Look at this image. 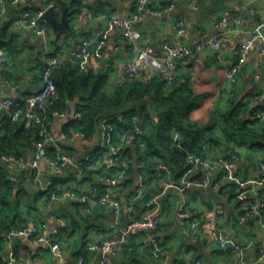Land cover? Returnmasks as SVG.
Segmentation results:
<instances>
[{
    "label": "crops",
    "instance_id": "1",
    "mask_svg": "<svg viewBox=\"0 0 264 264\" xmlns=\"http://www.w3.org/2000/svg\"><path fill=\"white\" fill-rule=\"evenodd\" d=\"M62 2L67 5L70 12V30L55 32L49 25L44 24L46 27L44 34L34 33L28 26L27 17L34 9L44 5L43 0H26L9 5L7 16L1 27L9 23V33L14 35L13 46L17 52L15 54L6 52V65L4 68L0 67V91L15 100L18 106H23L29 96L41 90L42 68L46 59L54 55L59 58L61 64L69 63L84 72L108 73L110 91L127 80L126 69L132 56L129 43L119 29L110 27L108 20L100 17V13L106 11L112 15L130 17L135 11L136 0H79L80 7L73 4L72 0H62ZM169 7L173 8L169 10ZM84 8H88L95 14L94 19L83 21ZM62 13L57 17L59 20L62 19ZM232 16H238L241 23L238 31L228 34L226 42L218 50L219 60L223 65L230 66L231 62H235L241 46L249 42V47L243 56L244 61L237 83L231 84L225 73L224 80L213 98L211 108L213 112L218 109L226 111L230 108L232 101H249L251 106L255 105L257 96L264 93V58L259 54L260 44L264 42V0H197L195 6L190 5L187 0H161L159 4L150 6L146 10L139 24L141 45L151 47L158 56H167L179 38L183 44L194 46L222 35L224 29L218 27L217 22ZM20 17L27 20V25H16V20ZM178 22H183L185 25L182 37L177 35ZM230 26L235 28L232 23ZM98 31H104L106 36L107 45L103 58L98 59L92 54L86 63L88 70L81 69L79 64L72 61L71 52L77 50L81 39ZM199 59L203 60L202 57ZM194 62L195 60L192 61ZM138 79L145 80L146 76L140 74ZM229 91L233 96H228ZM74 102L76 100L69 103L71 113L77 111L81 103L80 99L76 105L73 104ZM73 120L72 117L53 119L51 132L54 138L61 142L63 152L67 149L72 152L74 149L75 154L72 157L79 161L99 147L100 136L97 135L96 139L89 140L88 143H84L79 137L75 140H62V134H67L68 124ZM215 122L217 126L215 133L220 137L216 139L217 142L205 145L203 154L213 158L229 156L235 161L236 171L241 177L259 179V162L264 160V142L241 136H223L224 124L220 120ZM35 151H25L23 157L28 163L32 162ZM8 169L12 172L19 171L15 164L8 165ZM42 170L46 178L70 181L77 194L89 197L88 204L84 205L67 197H60L52 202L47 201L48 197L40 193L33 183L22 181V186H19L13 194V201L17 199L21 190L28 191L33 197L41 196H38L39 204L36 208H30L21 203L19 214L14 217V222L23 228L46 222L50 231L59 229V242L64 260L57 259L46 246L37 248L24 237L9 238L8 235L3 239L0 264H6L5 260L10 249L15 251L16 264H78L79 257H83L86 264H103L104 258H107L108 264H159L148 252L129 251L123 245H120L118 255L115 257L101 252H89L86 248L87 240L92 238L99 243L103 233L109 230L114 222L111 209L92 202L95 198L92 194V186L96 180L94 177L88 179L81 174H75L76 178L69 179L71 174L69 170L52 173L45 165H42ZM137 180L138 171L135 169L132 175L126 176L121 181L119 192L124 209L134 194ZM198 180V176H194L191 178L193 182L191 186L183 192L171 190L164 192L166 194L163 196L161 182L151 179L146 197L148 195L150 199L153 195H162L158 208L149 207V200H146V197L137 204L139 214L155 212L168 227V230L159 237L166 244L170 262L190 259L201 260L202 264H264V260H259L257 257L259 247L264 245V227L261 225L264 221V186L260 189L261 216L256 219H247L244 214L243 200L237 198L235 186L220 183L218 188H214L212 184L198 185L200 183ZM128 181L129 184H127ZM56 182L64 184L66 181ZM183 203L191 212L190 221L180 220L176 216L178 206ZM81 208L90 215L89 220L85 219ZM205 217H213L224 235L236 244L246 246L252 242L253 245L241 252L222 249L214 241L211 232L206 229L198 231V241L193 242L188 223ZM126 222L124 213L115 235L117 240H119V234L123 235L126 230ZM134 235L131 236L132 241L134 245H137L142 241L143 235Z\"/></svg>",
    "mask_w": 264,
    "mask_h": 264
},
{
    "label": "built area",
    "instance_id": "2",
    "mask_svg": "<svg viewBox=\"0 0 264 264\" xmlns=\"http://www.w3.org/2000/svg\"><path fill=\"white\" fill-rule=\"evenodd\" d=\"M20 1L26 0H0V27L5 20L9 5H14ZM161 0H136L135 11L130 17H121L112 15L106 11L100 13L102 19L108 20L110 27L119 29L129 43L131 51V61L127 65V80L134 82L138 80L140 74H144L146 78L151 79L159 77L164 83L163 91H167L174 85L179 75V61L190 59L194 55L201 57H213L227 40L228 34L233 31H238V26L241 20L238 16L230 18H222L217 22V26L224 29L222 35L214 39L200 42L194 46H188L178 39L173 45L167 56H158L153 49L148 46L141 45V32L139 24L142 21L143 15L150 6L160 3ZM190 5L195 6L197 0H187ZM43 6L39 9H34L27 15L29 19L28 26L36 34H44L46 27L42 23V16L44 12L53 7L48 4L47 0H43ZM173 7H169L171 10ZM158 14H161L158 12ZM95 14L88 8L83 9V21H91ZM25 18H18L16 20L17 26L27 25ZM234 24L232 28L230 24ZM177 35L182 37L185 32V25L183 22L177 23ZM254 36V35H253ZM106 36L104 31L90 33L81 39L77 50L71 52V59L74 63L79 64L81 69L88 70L86 63L94 54L98 59L103 58L104 49L106 47ZM249 47V42L241 46L240 51L237 52V60L231 62L229 68L226 69V78L231 84L237 83V77L240 72L243 56ZM259 54L264 58V42L260 44ZM204 55V56H203ZM6 49H0V67L4 68L7 61ZM60 66V60L55 55L46 59V63L42 69L41 78L43 86L39 92L29 96L23 106H18L15 100L7 97L3 91H0V121L7 119L14 123H22L26 128L37 127L39 141L36 142V151L31 163H28L23 156H15L11 154H4L0 156V172L6 174L7 178L15 184L23 182L33 183L38 191L47 196L50 202L59 199L60 197H67L73 201L88 204L89 197L87 195L77 194L71 182L66 181L64 184L57 183L53 177L46 178L42 170V165L48 167L52 173H58L63 170H69L71 173L69 179H73L72 175L83 174V161H88L91 154L86 155L82 160L77 161L72 156L63 152L61 142L56 140L51 132V124L53 119H77L80 117L78 111L71 113L70 107L64 110L49 109L55 104L57 96V87L53 80L55 70ZM188 72H192L191 68H186ZM230 95V91L228 92ZM257 101L264 106V93L257 96ZM115 118H105L100 123V144L99 147L105 151L104 162L102 164V172H98L93 177L96 182L92 186V194L94 195L93 203L101 204L113 212L114 222L110 225L102 235L99 243H96L92 238H89L86 243V248L89 252H101L103 254L118 255V248L120 245L126 247L129 251L148 252L159 264H202L201 260H184L170 262L169 252L166 248L164 240L159 237L160 234L165 233L168 227L161 221L155 212H137V204L142 200L147 192L148 183L151 179L161 182L162 195L166 191L176 190L183 192L193 183L191 178L198 176V185L207 186L212 184L214 188H218L220 183H225L235 186L237 190V198L243 200L245 209L244 214L247 219H256L261 216V209L259 201L261 199L260 189L264 186V160L259 162L260 178H243L236 171V163L233 158L229 156L209 157L208 155L199 156L189 154L186 158V171L180 180H175L170 168L164 163L156 165L154 174L149 176L146 172L147 163L141 160L138 167V180L131 196L130 201L124 209L123 203L120 200L119 186L121 181L127 176L128 163L125 158H122V153L128 145H133L135 149V142L140 145L141 150L144 148L141 135L142 131L139 126L130 132L118 131L111 121ZM122 120L121 116L117 117ZM133 123H138L137 115L132 117ZM255 127H264V111H260L255 117ZM116 135V140H113ZM80 138L84 143H88V139L81 133H75L72 136L62 134V140H75ZM181 135L174 134V143L178 148L180 144ZM205 147H203V150ZM15 164L18 167V172L9 171L8 165ZM68 179V180H69ZM102 181V182H100ZM162 195H153L148 201V206L158 208L159 199ZM126 214V230L123 232L121 240L115 238L119 225ZM176 216L180 220L190 221L191 212L183 203L178 206ZM264 227V221L261 222ZM188 228L192 232L190 234L193 242L198 241L197 233L200 230H209L215 242L222 249H232L235 252H241L249 249L253 243L245 245H238L233 240L226 237L223 230L215 223L213 217H205L198 220H191L188 223ZM194 232V233H193ZM134 234H142V241L134 245L131 241V236ZM24 237L28 239L35 247L46 246L51 253L60 261L64 260V254L60 246L59 237L60 230H49L46 222H40L19 230H12L9 238ZM34 253V252H33ZM258 259L264 260V245L259 247ZM6 264H16L15 251L10 249ZM78 264H86L83 257H79ZM103 264H108L107 258H104Z\"/></svg>",
    "mask_w": 264,
    "mask_h": 264
},
{
    "label": "trees",
    "instance_id": "3",
    "mask_svg": "<svg viewBox=\"0 0 264 264\" xmlns=\"http://www.w3.org/2000/svg\"><path fill=\"white\" fill-rule=\"evenodd\" d=\"M72 1L80 7L79 0ZM47 3L53 5L57 17L68 8L62 0H47ZM42 23L47 25L44 21ZM13 37L9 33V23L0 27V49L5 48L6 52L15 54L17 49L13 46ZM199 57L201 56L194 55L190 59L179 61V75L167 91H163L164 83L159 77L134 82L126 80L110 91L108 73L84 72L69 63H60L53 74L58 98L49 112L64 110L69 107L70 102L79 98L81 103L77 111L80 117L68 124L66 132L68 136L81 133L88 141L99 135L100 123L105 118H115L111 124L116 130L127 131L129 134L137 124L142 131L144 149L141 150L140 145L135 142V149L133 145H128L123 151L122 158L128 163L127 176L132 175L135 169L139 171L137 165L144 160L149 176L154 174L157 164L164 163L172 171L173 178L180 180L186 171L187 156H204L203 147L217 142L216 139L220 137L215 133L217 120L224 124L223 136H241L264 142V127L254 126L255 117L260 111H264V106L259 101H255L256 104L252 106L249 101H232L226 111L211 110L213 98L229 65H223L217 55L202 57L203 60ZM186 68H191L192 72H188ZM134 115L138 116V123H133ZM118 116L122 120H118ZM175 133L181 135L180 148L174 143ZM113 140H116V135ZM37 141V127L26 128L22 123L7 119L0 121V156H24L25 151L36 150ZM69 151L71 150L67 149V154L74 156V149ZM88 154L91 156L88 161H83L82 175L92 179L95 174L102 172L105 151L97 148ZM72 176L76 178V175ZM57 180L64 181L61 178ZM19 186H22V182L12 183L6 174L0 172V253L3 250L4 236L10 235L12 230L23 228L14 222V217L19 214L20 204L30 208H36L39 204L38 196L41 195L33 197L26 190H21L13 201V194ZM146 198L149 200L148 195ZM46 199L49 201V198ZM81 213L89 220L90 215L82 208Z\"/></svg>",
    "mask_w": 264,
    "mask_h": 264
},
{
    "label": "water",
    "instance_id": "4",
    "mask_svg": "<svg viewBox=\"0 0 264 264\" xmlns=\"http://www.w3.org/2000/svg\"><path fill=\"white\" fill-rule=\"evenodd\" d=\"M66 1V0H64ZM42 20L47 23L55 32L70 30V12L68 8H65L62 13V19L59 20L56 16L55 9L53 7H49L43 14ZM76 103L79 101V98L75 99ZM92 150V149H89ZM122 233L119 234V240H121Z\"/></svg>",
    "mask_w": 264,
    "mask_h": 264
},
{
    "label": "rangeland",
    "instance_id": "5",
    "mask_svg": "<svg viewBox=\"0 0 264 264\" xmlns=\"http://www.w3.org/2000/svg\"><path fill=\"white\" fill-rule=\"evenodd\" d=\"M79 175V174H78Z\"/></svg>",
    "mask_w": 264,
    "mask_h": 264
}]
</instances>
